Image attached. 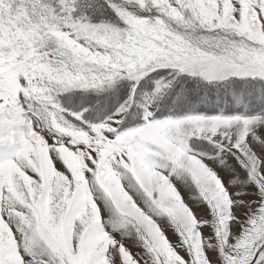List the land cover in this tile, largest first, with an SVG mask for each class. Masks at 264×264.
Wrapping results in <instances>:
<instances>
[{
	"label": "snow or ice",
	"instance_id": "snow-or-ice-1",
	"mask_svg": "<svg viewBox=\"0 0 264 264\" xmlns=\"http://www.w3.org/2000/svg\"><path fill=\"white\" fill-rule=\"evenodd\" d=\"M0 264H264V0H0Z\"/></svg>",
	"mask_w": 264,
	"mask_h": 264
},
{
	"label": "rangeland",
	"instance_id": "rangeland-1",
	"mask_svg": "<svg viewBox=\"0 0 264 264\" xmlns=\"http://www.w3.org/2000/svg\"><path fill=\"white\" fill-rule=\"evenodd\" d=\"M213 167H215V165H213ZM221 175L224 176L225 181H227L228 178H227V176L223 172H221ZM178 187H179V190L182 193L183 198L185 199V201H187L189 204H191L192 203V200L190 199L189 192L183 186H178ZM197 211L199 213L202 210L197 209ZM168 235H169V238L172 240V242L175 243L176 237L173 236L171 234V232H169ZM129 246L131 247V244H129ZM132 250H133V252L138 251V249H136V248H132Z\"/></svg>",
	"mask_w": 264,
	"mask_h": 264
}]
</instances>
